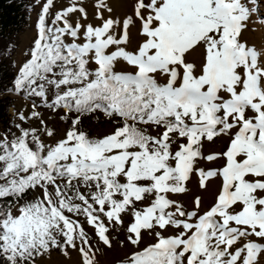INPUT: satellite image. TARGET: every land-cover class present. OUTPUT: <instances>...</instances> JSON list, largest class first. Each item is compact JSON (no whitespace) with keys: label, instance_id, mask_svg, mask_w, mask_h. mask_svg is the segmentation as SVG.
<instances>
[{"label":"snow or ice","instance_id":"snow-or-ice-1","mask_svg":"<svg viewBox=\"0 0 264 264\" xmlns=\"http://www.w3.org/2000/svg\"><path fill=\"white\" fill-rule=\"evenodd\" d=\"M54 8L42 4L14 91L68 128L57 138L34 100L19 121L39 126L15 123L0 136V198H11L0 207V262L37 264L72 249L77 264H95L87 225L109 248L110 231L123 233L119 242L134 246L124 264H237L239 238H264V49L240 39L249 9L241 0H134L117 18L94 0L93 24L76 0ZM137 25L142 39L130 48ZM197 52L198 64L188 60ZM98 113L113 127L93 138L84 120ZM193 176L204 191L215 184L206 210L199 195L191 208L174 198ZM244 249L243 264H255L261 245Z\"/></svg>","mask_w":264,"mask_h":264},{"label":"rangeland","instance_id":"rangeland-1","mask_svg":"<svg viewBox=\"0 0 264 264\" xmlns=\"http://www.w3.org/2000/svg\"><path fill=\"white\" fill-rule=\"evenodd\" d=\"M45 2V0H31V3L34 4V10L29 14L28 16V22L25 27V30L19 37L18 46L12 56V63L15 67L16 72H18V69L26 60L29 58L28 54L30 47L33 45V41L36 38V29L35 24L38 20V13L41 10L42 4ZM105 2L108 4V6L111 8V15L113 17H124L125 14L129 13L131 15L132 11V4L134 0H105ZM147 2V0H146ZM72 3V0H54L55 8L53 9V13L55 11L62 10V7L69 6ZM82 5H81V4ZM241 3L245 5L249 9L248 18L243 22L244 24V30L242 32V35L240 39L242 41L246 40L249 45H260L264 44V37H259L255 33V30H259V28L264 29V25H260V17H259V3H261L260 0H241ZM76 6L80 7H86L90 8L87 10L88 17L90 22L93 24L97 23L94 19V0H76ZM256 8V9H255ZM255 10V11H254ZM92 13H90V12ZM125 12V13H124ZM72 20H75L78 16V14H70ZM105 16H108V13H104ZM83 18H81L82 20ZM137 27H131L130 31V40L132 41V44L130 48H135L137 46L138 41H140L142 38L138 35ZM132 34V36H131ZM138 39V40H137ZM137 42V43H136ZM134 45V46H133ZM117 70L121 67H127L123 63L120 65H117ZM128 68V67H127ZM14 88H11L9 93L10 96L14 99L13 105L10 108V112L13 116L15 123H20L22 126H27L29 123H31L32 127H38V122L35 120L32 121H19V115L21 113L25 114L26 116L31 115V109L33 106V103L30 102L27 98L23 97L22 95L13 93ZM37 111H39L44 117L46 122L49 124L50 127L55 128L57 133V138L62 136L65 129L68 128V124L64 121H60L57 114L52 113L50 110L42 109L37 107ZM60 115L63 114L61 111L59 113ZM113 127V125L108 122L105 124H92L89 126V131L93 138L96 137H102L104 134L109 133L110 129ZM14 131H17L14 128ZM149 131L155 135L159 131L153 130L149 128ZM4 134L2 128H0V136ZM226 142L225 139H216L214 143L211 142H205L203 145V152L205 154L214 153L220 151L224 144ZM200 165L204 169H212L216 168L219 165L215 162L202 160L200 162ZM197 177H192V182L188 185L189 193L188 194H179L176 195L174 198L182 201L185 206H188L191 208L192 206V198L194 195H199L202 197V209H207L210 204L214 201V195L213 192L215 191V184H213L212 188L209 191H204L202 189H199L197 184ZM2 183V182H0ZM40 195L39 189L36 190L34 196ZM81 222L83 221V217L78 218ZM125 220H128V217H124ZM85 230L88 233V236L90 239H92V248L93 251L91 255L93 256L95 260V264H124V261L127 256H130L132 251L134 250V246L124 243L121 244L119 241L123 239V233L121 231H110V235L113 237V243L112 246L109 248L107 246L102 245L99 243L93 236V230L85 225ZM172 230H169L168 234H171ZM144 243H152L154 242L152 237L148 236L147 234H144L143 237ZM247 243H257L261 245L262 250L259 252L260 254L264 252V238L259 237H242L239 238L236 245H234L231 248V253L234 254L235 251H240L241 255L238 257L237 264H243V258L246 255V250L244 249V245ZM68 255H64L62 252L58 250H50L48 254L43 255V257H39L36 261L37 264H77L78 260V254L75 250L68 249Z\"/></svg>","mask_w":264,"mask_h":264},{"label":"trees","instance_id":"trees-1","mask_svg":"<svg viewBox=\"0 0 264 264\" xmlns=\"http://www.w3.org/2000/svg\"><path fill=\"white\" fill-rule=\"evenodd\" d=\"M33 10L34 4L31 3V0H0V128L4 134L9 130L14 131L13 125L15 124L10 112L14 99L10 96L9 91L14 88V79L18 72H16L11 59L18 46L19 37L27 25L28 16ZM13 93L22 95L32 103L35 100L37 107L45 109L39 104L38 98L29 97L23 92L16 93L14 90ZM108 122L107 118L98 113L86 118L84 127L90 133L88 129L90 125ZM36 190H30L27 199L31 200L40 196H34ZM10 202V197L0 198V207ZM38 258L36 257V260Z\"/></svg>","mask_w":264,"mask_h":264},{"label":"bare ground","instance_id":"bare-ground-1","mask_svg":"<svg viewBox=\"0 0 264 264\" xmlns=\"http://www.w3.org/2000/svg\"><path fill=\"white\" fill-rule=\"evenodd\" d=\"M261 1V3H259V17H260V25L262 26V25H264V0H260ZM81 4V3H80ZM82 5V4H81ZM85 9H86V11L87 10H89L88 8H86L85 7ZM256 9V8H255ZM91 10V9H90ZM255 11V10H254ZM90 12V11H89ZM132 12V11H131ZM91 13V12H90ZM125 13V12H124ZM78 14V13H77ZM92 14V13H91ZM94 14V13H93ZM127 14V13H126ZM125 14V15H126ZM73 15H75V14H73ZM127 15H129V13L127 14ZM255 33L257 34V36H259V37H264V29H261V28H259V30H255ZM131 36H132V34H131ZM138 40V39H137ZM133 41V40H132ZM132 41L130 40V45H129V47L131 46V44H132ZM137 43V42H136ZM134 46V45H133ZM132 47V46H131ZM256 47H257V49L259 50V49H264V44H260V45H256ZM188 60L189 61H191V62H194V63H199L200 62V54L197 52V53H193V55L192 56H189L188 57ZM258 61L259 62H261V63H264V56H261L260 55V52L258 51ZM129 69H130V66H127ZM255 264H264V252H262L261 254L260 253H258L257 254V259H256V262H255Z\"/></svg>","mask_w":264,"mask_h":264}]
</instances>
